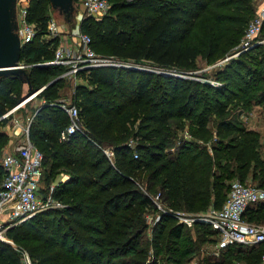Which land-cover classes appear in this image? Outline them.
I'll use <instances>...</instances> for the list:
<instances>
[{"label": "trees", "instance_id": "16d2710c", "mask_svg": "<svg viewBox=\"0 0 264 264\" xmlns=\"http://www.w3.org/2000/svg\"><path fill=\"white\" fill-rule=\"evenodd\" d=\"M49 1L31 0L27 19L36 36L19 55V63L30 66L26 76L34 88L16 95L19 76H1L0 118L40 88L45 87L40 99L54 100L67 82L58 78L65 67L44 64L55 58L60 45L59 36L50 37ZM110 9L100 20H83L81 31L91 36L95 51L133 65L92 68L82 74L88 84L75 86V101L84 133L61 141L60 133L70 122L64 110L50 105L34 111L29 137L44 155L42 186L50 188L55 177L67 171L70 180L61 182L53 194L65 206L38 213L6 234L16 244H26L33 264H190L202 245L218 240L213 228L195 224L199 235L194 240L172 211L160 212L147 237V212L156 209L157 192L169 210L200 213L211 206L222 208L230 180L252 179L264 187L261 137L244 128L225 103L232 95L237 103L264 99V72L253 69L260 77L252 78L250 68L264 67V45L218 71L215 77L226 81L221 87L158 74L144 65L187 73L196 70L200 58L212 62L237 50L257 14V3L113 0ZM263 37L264 24L258 39ZM239 78L244 84L236 82ZM6 123L0 121V154ZM186 126L194 140L182 142L179 134ZM104 146L111 147V157ZM172 149L175 152L166 153ZM5 174L0 162V188ZM246 217L264 224V204L251 207ZM151 249L155 259L148 262ZM12 251L11 244L0 240V264H17L11 260ZM210 255L200 264H258L264 244L231 245L218 258Z\"/></svg>", "mask_w": 264, "mask_h": 264}, {"label": "built area", "instance_id": "2783aa9c", "mask_svg": "<svg viewBox=\"0 0 264 264\" xmlns=\"http://www.w3.org/2000/svg\"><path fill=\"white\" fill-rule=\"evenodd\" d=\"M79 2L83 12L89 16L101 15L110 8L108 0H79ZM262 4L246 29L239 45L241 50H249L264 42V38L258 39L264 24V0H262ZM28 9L29 6L20 9L21 29L18 35L21 46L32 42L36 36L35 28L27 19ZM82 18L83 13L78 16L80 21ZM48 29L50 34L55 37L60 33L53 19L49 20ZM71 33L78 39L77 43L59 45L55 52V58L44 63L45 65L65 67L66 70L61 77L77 83L82 74L92 68L104 66L123 68L133 65L123 60H119V62L114 57L99 55L92 46L91 36L82 32L79 25L73 28ZM19 67L24 69L26 65L19 64ZM164 74L167 73L164 72ZM214 86L221 87L222 85L215 83ZM39 91L37 93H40ZM35 95L36 93L28 99ZM59 106L67 113L70 120L69 124L61 131L60 140L66 141L74 134L84 133L83 128L79 127L82 125L78 107L64 102H61ZM7 115L4 114L3 117ZM185 135L186 138L189 136L188 133ZM130 145L132 146L133 143L130 142ZM105 152L107 153V151ZM43 158V153L30 140L29 134L12 152L3 156L2 166L6 174L0 188V235L31 219L36 214L47 211L54 203V185L50 186L46 197L42 198L40 195ZM57 204L60 205L59 202ZM258 204H264V187L258 186L250 180L245 183L235 180L231 183L230 192L222 208L211 206L200 215L194 214L188 217L180 211L170 209L169 212L172 211L179 223L189 227L196 223L210 225L218 236V240L210 246L211 255L213 258H218L222 251L231 245L256 246L264 244V224L249 221L246 217L249 209ZM159 219L160 217H158ZM4 240L2 238V242ZM24 254L27 259L25 264H32L29 255L26 252ZM235 264L249 263L236 261ZM258 264H264V255Z\"/></svg>", "mask_w": 264, "mask_h": 264}, {"label": "rangeland", "instance_id": "374dc122", "mask_svg": "<svg viewBox=\"0 0 264 264\" xmlns=\"http://www.w3.org/2000/svg\"><path fill=\"white\" fill-rule=\"evenodd\" d=\"M109 4H110V8H112L113 6V0H108ZM31 0H10V8H11V26H12V32L15 36H17L19 38V31L21 29V23H20V9L22 7L25 6H29L30 5ZM51 4V19H53L55 21V23L57 24L61 34H65L67 32H71L72 28L71 27H76L77 25L80 26L81 22L83 20H85L86 18H95V20H100L102 18H104L107 15H110L111 13V9L109 8V10L103 14H97L95 16H89L88 14L84 13L83 10L81 9L80 6V2L78 1L77 3L74 2L73 0L71 1V5L67 8L64 9L63 7H61L60 5L56 4L53 0L49 1ZM257 3V11L259 9V7L262 4V0H256ZM83 13V18L82 21H80L78 19V16ZM81 29V28H80ZM72 34V33H71ZM264 38V37H263ZM62 45V44H60ZM259 45H264V42L262 44H257L255 46H259ZM233 52L223 56V57H219L217 58V60H213L212 62H208L204 59H198L197 61V68L196 70L193 71H189L187 73H182V72H169L167 71L166 73L171 74L173 77H178V78H182V79H186L188 81L191 82H202V83H206L208 85H210L211 87H214L215 83H220L222 86H224V82H226L224 79L220 78H216V74L218 73V71L220 72L223 68L227 67V65L232 64V62L236 61V60H240V57L242 56V54L247 52L249 53V50H241L240 47H236ZM96 51L99 55L104 56V57H114L116 58L118 61L120 59H118L117 57L106 53V52H102L99 49L96 48ZM120 62V61H119ZM128 62V61H126ZM251 65V63H250ZM145 67L149 68L151 71H155L158 74H164L165 70H159V69H155L152 68L150 66H146ZM30 67V66H29ZM256 67V68H255ZM251 68V72H252V78H259L260 75L255 74L254 70H260L262 68V71L264 72V67L261 66H254V67H250ZM27 69V68H26ZM26 69H22V73L17 74L20 78V81H22V83H18V85L16 86V90H15V94H21L20 92H22V95H24L25 92H28L29 90H32L34 87V85L31 83L30 79H28V77L26 76ZM243 72H247V68L243 69ZM250 76V75H249ZM61 76H59L58 78H60ZM57 79V78H56ZM55 79V80H56ZM67 82L65 83V85H63V89L60 91L59 94L60 96H56L54 98V100L52 101H47V104L50 106H55V107H59V104L61 102H64L65 104H69V105H76V99H75V86L76 84H88L85 77L83 76V79H78L77 83H74L72 80H69L68 78ZM236 82H239L241 84H244L243 81L241 80V78L237 79ZM264 86V83H262ZM91 86V85H89ZM216 87V86H215ZM234 88L235 90H237L236 85L232 84L231 88ZM191 89V88H189ZM41 90V88L39 89ZM38 90V91H39ZM44 90V89H43ZM187 90V86L185 91ZM36 92H33L32 94L28 95L25 97L24 100H22L16 107H14L13 109H11L10 111H8L6 114H8L6 117H1L0 121L3 119H7V123L6 126L3 128L4 131L7 132V137L5 138V142H4V148L1 151L0 154V162L2 164V159L3 156H5V154L12 152L13 148L17 145H19L21 142H23L26 138V136L29 134L30 131V127L31 124L34 120V111H36L37 108H39V100L40 98L38 97L39 94ZM39 92H42L39 91ZM34 93H36V98L25 105V101L28 100V98L33 95ZM237 98L235 97V95H232V98L229 100H226L225 103H228L227 105V111L230 112L231 110H235V115L237 116V120H239L240 122H242V126L244 128H246L247 130L250 131H255L260 135V142L262 144L263 147V154H264V99H254L252 101H250L248 104L244 101H241L239 103H237ZM231 101V102H230ZM240 104V105H238ZM244 104V105H243ZM31 105V106H30ZM27 108L28 112H24L23 110ZM34 107L35 110H33V112L31 111V109ZM244 107V108H241ZM41 108V107H40ZM24 113H27L26 115ZM81 125H82V121L80 119ZM20 123L21 125V132L19 133V135L15 136V130L17 129V125ZM82 127V126H79ZM189 136L186 135L187 134ZM185 135V136H184ZM179 138L182 140V142L186 141V140H194L193 137L191 136V133H189V127L186 126L184 128L183 131L180 132L179 134ZM218 138L217 136V132H215L214 130V134H213V143H216V139ZM212 141V140H211ZM208 142V145H211L212 142ZM131 143H133V141H130ZM201 142V141H200ZM179 142H177L178 145ZM202 144V143H201ZM209 152L213 153L211 146H208ZM104 150L107 151V155L109 157L112 156V150L110 146H104ZM170 152H175L174 149L167 150L166 153L169 154ZM67 176V171L63 170L61 171V173H59L55 179L52 181V183L50 184V186L54 185L55 189L54 191L57 189V187L59 186V184L62 182V180L64 179V177ZM235 180H240L238 178H235L233 180H230L227 183V195L226 197H228L229 194V186H231V183ZM250 181L253 182L252 179H250ZM254 183V182H253ZM147 185V184H146ZM141 187V186H140ZM142 190L146 191L147 187L144 185L141 187ZM50 188H45L44 186H42L41 191H40V195L42 198L46 197L48 195V191ZM154 201H155V205H156V209L150 210L149 212H147V222H148V229H147V233L146 236L147 237H151L152 234V230L155 227V225L157 224L158 217H160V212H169V208L167 207V205H165L162 201L161 198L159 196V193L157 192V194H154ZM57 202L60 203V205L57 204ZM62 203V204H61ZM64 202H62L61 200L55 198L54 203L50 206V208L47 211H53V210H61L63 207ZM45 211V212H47ZM180 212H183L186 214V216H191L194 214H202L204 212H200V213H194V212H187V211H182V210H177ZM37 215V214H36ZM35 215V216H36ZM197 224V223H196ZM187 228L190 229V233L193 236V239L196 240V238L198 237L199 233L197 232L198 227L195 224H192L190 227L187 225ZM1 231V230H0ZM2 238L5 239V243L11 244L13 251L10 252L11 254V260H15L17 264H25L26 262V255L24 254V252H26L29 255V258L32 262L31 259V255L28 252V249L26 248V244L22 243V244H16L14 241H12L6 233H3L0 235V240L2 241ZM3 241V242H4ZM199 251H197L196 253H194L193 257L191 258V260H189L190 264H200L202 262V260H205L206 258L209 257V253L211 254V250H210V245L209 243H205L204 245L201 246V251L198 253ZM170 256H174L175 255H170ZM211 256V255H210ZM155 259V253L152 251V249L149 252V258H148V262H153ZM161 263V262H159ZM33 264V263H32Z\"/></svg>", "mask_w": 264, "mask_h": 264}, {"label": "water", "instance_id": "95a60500", "mask_svg": "<svg viewBox=\"0 0 264 264\" xmlns=\"http://www.w3.org/2000/svg\"><path fill=\"white\" fill-rule=\"evenodd\" d=\"M53 1L67 9L72 0ZM21 48L20 39L12 32L10 0H0V77L23 72L19 67Z\"/></svg>", "mask_w": 264, "mask_h": 264}, {"label": "crops", "instance_id": "0c3cea01", "mask_svg": "<svg viewBox=\"0 0 264 264\" xmlns=\"http://www.w3.org/2000/svg\"><path fill=\"white\" fill-rule=\"evenodd\" d=\"M72 28V27H71ZM73 29V28H72ZM58 36H59V44H76L77 43V41H78V39L75 37V36H73L72 34H71V32H67V33H65L64 35L63 34H61V32L58 34ZM51 38L52 37H55L54 35H51L50 36ZM29 66L28 65H26V67H25V69L26 68H28ZM79 79H83V77L81 76ZM58 80V79H57ZM77 85V84H76ZM76 89V88H75ZM39 94V93H38ZM36 98V96L35 97H33V98H31V99H28L27 101H25L26 103H25V105L26 104H28V103H30V102H32L34 99ZM40 102H39V108L40 107H43V106H49L48 104H47V101L45 100V99H40L39 100ZM59 108H61L60 106H59ZM62 109V108H61ZM65 112V111H64ZM66 113V112H65ZM67 114V113H66ZM21 132V125H20V123L17 125V129L15 130V136L16 135H19V133ZM16 147V146H15ZM14 147V148H15ZM13 148V149H14ZM13 151V150H12ZM68 180H70V176L69 175H67V176H65L64 177V179L62 180V182L64 183V182H67Z\"/></svg>", "mask_w": 264, "mask_h": 264}]
</instances>
